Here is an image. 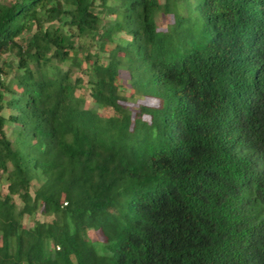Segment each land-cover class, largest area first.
<instances>
[{
  "label": "trees",
  "instance_id": "16d2710c",
  "mask_svg": "<svg viewBox=\"0 0 264 264\" xmlns=\"http://www.w3.org/2000/svg\"><path fill=\"white\" fill-rule=\"evenodd\" d=\"M0 172V264H264V0H0Z\"/></svg>",
  "mask_w": 264,
  "mask_h": 264
},
{
  "label": "rangeland",
  "instance_id": "374dc122",
  "mask_svg": "<svg viewBox=\"0 0 264 264\" xmlns=\"http://www.w3.org/2000/svg\"><path fill=\"white\" fill-rule=\"evenodd\" d=\"M158 1L162 2L163 0H158ZM110 17H111V15L108 17L104 16L103 19L104 20L109 19ZM169 21H170L169 15H160V17L157 18V22H156L157 28L158 29H164L165 26L169 23ZM91 50L93 51L94 49L91 48ZM101 55L105 56V54H103V53H101ZM4 57L6 60L11 58L10 55H4ZM73 75H79L82 77V84L75 90V94L82 96L84 98V105L86 107H89L92 104V100L90 99L89 92H88V85L86 83V78H87L86 74H83L81 71L80 72L79 71H73ZM10 77H11V73H9L5 76L6 80L9 79ZM119 83H120V87H121V94L124 95L128 104L131 107H133V105H136V104H146V105H148V104L149 105H155L156 104V100L151 99L149 97H141L140 96L137 99V95H135V92L130 87V84L128 81V75L125 71H120ZM9 113H10V110L8 108H4L2 110V114L4 116H7ZM110 113H111V110L108 108L99 109V114L101 116H106ZM144 117L147 118V116H144ZM10 131H11V126H9V123H6L5 132L8 136H11ZM37 185H38V181H36V180L31 181V186L29 189L31 194H32L33 189L36 188ZM5 192H6V181L4 179V174L0 172V195H3ZM14 201L16 202V204L18 206L20 205V202H19L17 197H14ZM50 218H51L50 216H43L39 212H35L32 215H23L21 218V223L24 227H30L32 225V222L34 219L48 220ZM86 235L89 239L95 241L97 253H102V248H101V245L99 242V240L103 239L101 233L98 230L88 229L86 231ZM22 264H24V263H22Z\"/></svg>",
  "mask_w": 264,
  "mask_h": 264
}]
</instances>
